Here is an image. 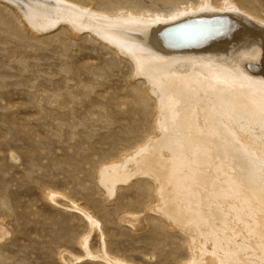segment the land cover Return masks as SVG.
<instances>
[{
    "label": "rangeland",
    "instance_id": "1",
    "mask_svg": "<svg viewBox=\"0 0 264 264\" xmlns=\"http://www.w3.org/2000/svg\"><path fill=\"white\" fill-rule=\"evenodd\" d=\"M21 1L0 0V264H209L216 259L210 253L215 244L204 235L200 256L194 247L205 221L197 226L182 212L181 222H173L161 210L156 178L123 163L159 138L162 111L128 48L95 26H116L102 18L135 15L149 22L158 19L148 17L193 9L233 10L264 25V0H52L67 5L69 10L60 9L80 17L78 24L61 14L35 19L27 11L32 6ZM218 16L186 22L215 43L224 29ZM174 18L165 22L166 30L185 23ZM124 21L117 22L122 31ZM163 30L119 35L156 53L163 51L155 46ZM248 124L242 130L256 135ZM115 165L123 177L108 185L103 173ZM172 188L168 185L166 193L173 194ZM210 201L217 204L221 197L214 194Z\"/></svg>",
    "mask_w": 264,
    "mask_h": 264
},
{
    "label": "bare ground",
    "instance_id": "2",
    "mask_svg": "<svg viewBox=\"0 0 264 264\" xmlns=\"http://www.w3.org/2000/svg\"><path fill=\"white\" fill-rule=\"evenodd\" d=\"M56 1L24 3L27 9L32 6L27 11L34 18L61 14L74 24L81 22L67 5ZM178 12L148 17L158 19L149 22L141 16L136 21L135 15L102 18L100 22L116 26H95L128 48V55L150 81L162 111L159 138L123 163L131 171L148 170L156 178L164 203L161 210L173 222H181L182 212L189 213L197 226L205 221L199 224L194 247L200 256V235L215 244L210 253L216 259L209 264H264V25L233 10ZM216 14L224 29L214 37L219 40L215 43L212 35L205 36L195 23L186 22ZM174 17L185 23L166 30L165 22L172 23ZM121 19L127 25L124 31ZM162 28L155 46L163 51L156 53L119 35L136 36V31L140 35L143 31L152 36ZM245 122L254 127L255 139L256 135L242 130ZM120 169V165L106 169L103 182L118 181ZM168 185L173 186V194L166 193ZM214 194L221 197L217 204L210 201Z\"/></svg>",
    "mask_w": 264,
    "mask_h": 264
}]
</instances>
